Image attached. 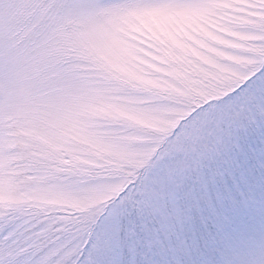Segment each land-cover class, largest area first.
I'll use <instances>...</instances> for the list:
<instances>
[{
    "label": "snow or ice",
    "instance_id": "obj_1",
    "mask_svg": "<svg viewBox=\"0 0 264 264\" xmlns=\"http://www.w3.org/2000/svg\"><path fill=\"white\" fill-rule=\"evenodd\" d=\"M25 9L0 36V264H264V0Z\"/></svg>",
    "mask_w": 264,
    "mask_h": 264
},
{
    "label": "rangeland",
    "instance_id": "obj_2",
    "mask_svg": "<svg viewBox=\"0 0 264 264\" xmlns=\"http://www.w3.org/2000/svg\"><path fill=\"white\" fill-rule=\"evenodd\" d=\"M81 2L86 4L88 0H81ZM25 3L26 0H0V36L3 35L9 24H19L26 19ZM151 19L153 22H157L155 17ZM96 39L102 45L104 41L103 33H98ZM117 55V51H112L105 57V60L108 61L110 58H114ZM86 66L87 65H85V67Z\"/></svg>",
    "mask_w": 264,
    "mask_h": 264
}]
</instances>
